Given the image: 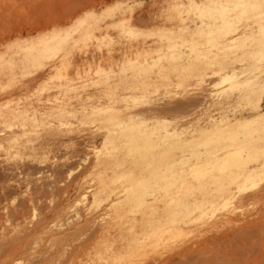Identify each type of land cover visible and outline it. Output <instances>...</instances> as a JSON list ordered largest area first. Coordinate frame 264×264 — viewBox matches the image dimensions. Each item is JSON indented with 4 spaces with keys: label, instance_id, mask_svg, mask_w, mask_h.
<instances>
[{
    "label": "rangeland",
    "instance_id": "obj_1",
    "mask_svg": "<svg viewBox=\"0 0 264 264\" xmlns=\"http://www.w3.org/2000/svg\"><path fill=\"white\" fill-rule=\"evenodd\" d=\"M234 233L264 254V0H0V264H220Z\"/></svg>",
    "mask_w": 264,
    "mask_h": 264
},
{
    "label": "bare ground",
    "instance_id": "obj_2",
    "mask_svg": "<svg viewBox=\"0 0 264 264\" xmlns=\"http://www.w3.org/2000/svg\"><path fill=\"white\" fill-rule=\"evenodd\" d=\"M45 4V3H44ZM42 7V6H41ZM39 8V7H38ZM42 9V8H41ZM52 10V9H51ZM40 11V10H39ZM50 12V11H49ZM52 12V11H51ZM40 17V16H39ZM62 21V20H61ZM60 22V21H59ZM48 23V22H47ZM40 24V23H39ZM37 25V24H36ZM35 25V26H36ZM36 28V27H35ZM248 28V26L246 27ZM237 29V28H236ZM248 29H251V28H248ZM254 29V28H253ZM33 30V28H32ZM247 30V29H246ZM255 31V30H254ZM29 32V31H28ZM27 32V33H28ZM31 32V31H30ZM247 32V31H246ZM249 32V31H248ZM247 32V33H248ZM253 32V31H251ZM12 33V32H11ZM245 33V31H244ZM243 32H241V37H242V34H244ZM247 33H245L247 35ZM254 33V32H253ZM22 35V34H21ZM232 38V37H231ZM235 39V38H234ZM244 73V72H243ZM227 153V152H226ZM258 167V166H257ZM257 167H254V168H249L247 170V174L251 173L252 171H254ZM260 195V194H259ZM232 233V232H231ZM235 235V233H234ZM224 239V238H223ZM238 237L235 235V236H231L229 235L227 237V239H225V241H218L217 245L219 247H221L220 245L221 244H225L226 246H224V251H223V254L225 255V257L223 258H217V256L213 255L211 257V260H215V261H218L220 264H235L234 262H237L236 264H263L264 263V254H263V250L260 246L257 245L256 241L253 240V239H248L246 242H245V245L244 246H241V247H236L235 244H238L239 241H238ZM225 242V243H222V242ZM238 242V243H237ZM216 244V243H215ZM235 246V247H233ZM233 247V248H232ZM210 248V247H209ZM235 248V249H234ZM245 252L247 253L246 255ZM252 253V255L254 256V259H256V261L254 263H252L251 261L250 262H246L244 261L243 257L245 256H249V254ZM244 257V258H245ZM247 258V257H246ZM156 264V263H155Z\"/></svg>",
    "mask_w": 264,
    "mask_h": 264
}]
</instances>
